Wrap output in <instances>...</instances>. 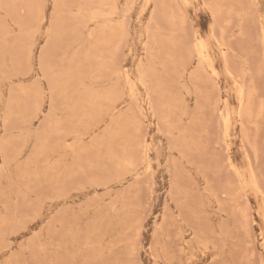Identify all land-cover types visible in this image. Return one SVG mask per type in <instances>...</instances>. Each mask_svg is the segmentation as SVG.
Returning a JSON list of instances; mask_svg holds the SVG:
<instances>
[{
    "label": "rangeland",
    "instance_id": "obj_1",
    "mask_svg": "<svg viewBox=\"0 0 264 264\" xmlns=\"http://www.w3.org/2000/svg\"><path fill=\"white\" fill-rule=\"evenodd\" d=\"M0 264H264V0H0Z\"/></svg>",
    "mask_w": 264,
    "mask_h": 264
},
{
    "label": "bare ground",
    "instance_id": "obj_2",
    "mask_svg": "<svg viewBox=\"0 0 264 264\" xmlns=\"http://www.w3.org/2000/svg\"><path fill=\"white\" fill-rule=\"evenodd\" d=\"M262 44H263V43H262ZM200 47H201V46H200ZM201 48H202V47H201ZM202 51H203V50H202ZM202 51H201V52H202ZM262 59H263V58H262ZM198 63H199V62H198ZM243 92H244V90H243ZM131 93H132V92H131ZM243 95H244V93H243ZM244 98H245V96H244ZM224 111H225V110H224ZM223 113H224V112H223ZM112 115H113V114H112ZM224 116H225V115H224ZM222 117H223V116H222ZM110 118H111V117H110ZM225 118H226V117H225ZM224 120H225V119H224ZM225 122H226V121H225ZM223 131H224V130H223ZM223 131H222V132H223ZM223 134H224V133H223ZM224 148H225V147H224ZM145 150H146V148H145ZM231 169H233V168H231ZM238 173H239V172H238ZM238 180H239V179H238ZM256 181H257V180H256ZM251 182H252V181H251ZM257 183H258V182H257ZM258 184H259V183H258ZM258 188H259V187H258Z\"/></svg>",
    "mask_w": 264,
    "mask_h": 264
}]
</instances>
